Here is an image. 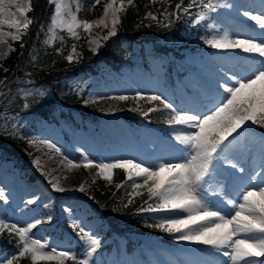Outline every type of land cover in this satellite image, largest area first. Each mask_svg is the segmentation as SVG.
<instances>
[{"label": "rangeland", "instance_id": "1", "mask_svg": "<svg viewBox=\"0 0 264 264\" xmlns=\"http://www.w3.org/2000/svg\"><path fill=\"white\" fill-rule=\"evenodd\" d=\"M31 1L16 0V3L28 4L30 2L31 6ZM50 1L54 4L55 12L54 0ZM241 1L217 0L218 7L215 11L207 12L205 20L199 22H197L199 15L205 10L203 6L196 8L198 15L192 29L186 34L184 43L174 42L171 36L162 39L163 43L168 44L180 54L179 57L171 52L166 60H154L151 62V70L144 71L125 67L122 71L116 72L110 67L103 66L97 74H89L85 79L82 77L76 80L82 87L88 85L83 105L99 119L95 129L85 130L81 127H71L70 123L60 116L61 110L58 105L54 106L56 118H39L35 124L26 122L20 116L14 117V120L12 117L1 121L0 132H5L10 128L27 140L31 154L29 164L40 176L34 182H29L23 178L19 167L13 161L0 159V191L4 193V197H0V221L25 227L39 219L42 222L30 233L32 239H40L42 243L55 248L58 252L71 249L74 254L75 251H79L83 256L84 238L77 247L76 239L70 235L68 229L64 230L62 236L49 232L55 227L58 233V229L64 225L78 231L72 225L74 222L81 224L100 240L99 247L107 244L113 247L107 264H222L224 256L211 246L193 242L183 244L182 240L177 238L179 236L177 233H165L155 227H152L156 231L155 234H143L136 229L127 231L124 235H127L130 240L117 238V234L105 237L107 229L105 219L99 212L90 213L88 208L94 189L101 186L109 187L112 184L115 170L112 172V179L105 180L97 175L96 168L85 169L82 166L73 168L68 165L60 153H56L54 149H49L39 142L48 141L56 145L64 155L75 162H81L82 156L85 155L97 163H108L118 159H135L151 165L181 161L186 153H182V146H178L172 139L173 128L166 123L169 117L168 110L163 109V106L155 101L137 103L131 99L119 101L106 99V97L120 95L132 97L137 93H142L146 97L162 96L177 109L200 112L197 109L198 105L206 110L211 108L222 94L219 85L225 82L233 84L234 82L230 79L232 75H246L251 67V58L248 57L253 55L245 53L248 56L247 59L237 60L235 65L220 69L223 72L222 77L215 78L213 81L207 76L210 71L218 69L220 64L217 61L213 62L214 65L208 63L210 62L208 53L212 47L206 48L207 44L204 42L206 39L222 35L228 27L237 29L236 33L229 34L234 39H247L254 35L249 34L255 31L253 26H257L254 21L244 16L243 13L232 12L224 6L235 7ZM110 2L111 0H99L96 4L94 0H64L79 20H87L90 23L104 18V8ZM122 2L124 8L117 13L116 32L121 15L135 5V0L130 5L128 0H122ZM120 3L121 0H116V7H119ZM244 10L254 15L264 12L256 8ZM12 11L17 18L23 19L15 8H12ZM27 19H30L28 13ZM232 19L240 25H236ZM28 29L21 28L17 32L16 29L6 25L0 29V31H5L3 33H5L4 40H6V42H0V99L9 90L4 84L2 62L13 49V41H15L11 35L7 34H19L21 38ZM110 29L109 25L105 28L102 24L91 28L90 34L83 28L77 29L75 42L68 53V56L73 57L71 61L79 60L82 49L85 47L92 52H98L105 40L115 37L116 34L109 36ZM219 29H223V32ZM54 36L55 29L51 30L50 39ZM105 37L108 38L104 39ZM90 41H99V46L97 47L95 42ZM73 47H75V52ZM165 68L170 69L169 74L165 72ZM26 80L27 82L18 81L17 91L20 95L37 94L45 100L50 99V88L38 81H30L28 78ZM206 94L209 99L211 98V102L206 100ZM94 99L97 102L91 103L90 101ZM185 102L190 106L187 107ZM206 103L208 105H205ZM136 107L144 111L150 107H158L161 111L152 112L145 118L140 111L131 110ZM156 115L161 118L160 123L155 122ZM229 139L233 142V148L229 151L228 158L238 167H243L245 171L240 173L228 164L219 166L217 175L203 193L212 210L224 212L231 211L228 200H235L242 188H250L244 178L248 176L251 166L259 159L260 164L257 165L259 168L264 167V128L249 123ZM33 140L38 143H30ZM37 159L40 161L39 166L35 163ZM258 166L254 171L258 169ZM253 174L256 175V173ZM57 182L64 191H57L52 187V184ZM81 185L85 188L83 192L79 190ZM138 191L141 194L136 196L145 201V206L151 204L155 207V200L149 199L146 188ZM253 199L258 201L260 198L257 196ZM29 201L34 202L29 203ZM167 215L170 214L151 212L153 225ZM4 232L10 233L5 229L0 233V239ZM165 237H169L172 241L163 242ZM13 257L16 255H0V264H7V261L13 260ZM256 259L257 261L264 260V257ZM41 262L42 264L57 263L56 261ZM13 264H19L17 257L13 260Z\"/></svg>", "mask_w": 264, "mask_h": 264}, {"label": "snow or ice", "instance_id": "2", "mask_svg": "<svg viewBox=\"0 0 264 264\" xmlns=\"http://www.w3.org/2000/svg\"><path fill=\"white\" fill-rule=\"evenodd\" d=\"M155 2L156 0H153V3ZM54 3L55 12L50 30L60 27L74 37L79 28H83L85 32L101 24L107 28L106 20L110 14L112 27L109 36H114L118 22L117 13L124 8L122 0L119 7H116V0H111L104 8V18L90 23L87 20H79L64 0H54ZM94 3L98 4L99 0H94ZM132 3L133 0H128L129 5ZM224 6L231 7V5ZM176 7L180 9V5ZM12 8H15L23 19L17 18ZM203 8L205 11L201 12L197 22L205 20L206 13L215 11L216 6L209 2L205 3ZM30 10V2L20 4L16 3V0H0V29L6 25L16 29L17 32L21 28L27 30L33 23L31 19H27ZM164 15L170 16L166 11ZM243 15L264 31V13L254 15L245 11ZM148 16L153 20L157 19L151 12ZM7 35H11L14 40L20 39L19 34ZM4 36L5 33L0 31V42H6ZM90 42H95L97 47L99 46V41ZM204 42L214 49L239 50L254 57L250 60L251 67L246 75L234 74L230 77L233 84L225 82L219 85L222 89L220 99L205 112L177 109L159 95L146 97L142 93H137L132 97L126 95L106 97L119 101L131 99L137 103L155 101L162 105L163 109L168 110L169 117L166 123L173 128L172 139L178 146H182V153H186L181 161L151 165L135 159H118L108 163H97L85 155L82 156L81 162H75L64 155L56 145L48 141L39 143L60 153L73 168L81 166L85 169L96 168L97 175L108 181L112 179L113 170H124L127 180L132 181L133 195H140L138 190L146 188L149 199L155 200V207L149 204L146 208H142V211L170 214L149 227L170 234L180 233L177 237L179 240L211 246L227 257L230 264H264V260L256 259L264 257V181L260 185L253 184L250 188L239 191L235 200H228L227 203L231 205L230 212L212 210L203 194L217 175L219 166L228 164L240 173L245 171L243 167H238L228 158V153L233 148V142L229 138L249 123L264 128V38L234 39L228 32H224ZM73 51L75 52V47ZM72 59L71 55L68 56L69 61ZM90 102L96 103L97 100ZM131 110L140 111L145 118L152 112L161 111L158 107H150L146 111L139 107ZM30 143L38 142L33 140ZM35 163L39 166V159ZM52 187L57 191H64L59 187L58 182L53 183ZM79 190L85 191L83 185ZM257 196L260 198L258 201L253 199ZM0 197H4L2 191ZM33 202L29 201V203ZM131 202L129 199L128 203ZM41 222L38 219L35 223L21 227L16 223L7 224L0 221V233L5 229L15 233L21 245L18 249L19 256H30L33 264H39L40 261H56L57 264H64L66 259L72 260L74 264H90L91 257L100 246V240L90 230L75 222L72 225L74 229H78L85 242L83 258H79L71 249L58 252L55 248L42 243L40 239H32L30 237L32 229ZM14 259L16 257H13ZM13 260H8L7 264H13Z\"/></svg>", "mask_w": 264, "mask_h": 264}, {"label": "trees", "instance_id": "3", "mask_svg": "<svg viewBox=\"0 0 264 264\" xmlns=\"http://www.w3.org/2000/svg\"><path fill=\"white\" fill-rule=\"evenodd\" d=\"M209 2L216 5L217 0H156L155 3L153 0H135V5L121 15L115 37L105 40L98 52L85 47L79 60L69 61L68 53L75 37L57 27L55 36L50 39L54 4L50 0H32L28 15L33 23L19 40L13 41V49L2 62L4 84L9 90L0 99V122L12 117L14 120L17 116L30 124H35L39 118H56L54 106L58 105L60 116L71 127L95 129L99 119L83 105L88 85L82 87L76 80L97 74L103 66L117 72L125 67L143 71L150 68L151 61L165 60L171 52L180 56L162 39L171 36L174 42L184 43L185 35L193 26L196 7ZM177 5H180L179 10ZM165 11L170 16L166 17ZM149 12L157 19L149 17ZM27 78L50 88V99L45 100L37 94L20 95L17 91L18 81L27 82ZM156 120H160L157 115ZM30 157L26 139L10 128L0 132V159L13 161L23 178L34 182L40 174L30 166ZM132 193L131 182L122 169H115L109 187L94 189L88 211L99 212L104 217L107 223L105 235H122L131 229L141 233H156L149 227L154 222L151 213L141 210L145 208L144 200ZM129 199L132 201L130 204ZM58 230L57 234L62 232L61 227ZM49 232H56L55 227ZM71 234L80 241L79 234L73 230ZM20 246L15 233L4 232L0 239V254H15L19 264H33L30 256H19ZM99 258L92 256L90 264H106L105 257ZM64 264L74 262L67 259Z\"/></svg>", "mask_w": 264, "mask_h": 264}, {"label": "bare ground", "instance_id": "4", "mask_svg": "<svg viewBox=\"0 0 264 264\" xmlns=\"http://www.w3.org/2000/svg\"><path fill=\"white\" fill-rule=\"evenodd\" d=\"M262 9L264 10V0H242L240 4H238L237 6L235 7H227L230 11L232 12H236V13H244L245 10L244 9ZM264 13V12H262ZM231 19V18H230ZM232 21L236 24V25H240L238 22H236L235 20L232 19ZM107 24L112 27V17H111V14L109 15L108 19H107ZM222 31L223 32V29H219V31ZM237 29L236 27L234 28H230L228 27L225 32H228L229 34H232V33H236ZM5 32V31H3ZM250 35H253V37L257 38V39H261V38H264V33L262 34H259L257 33V31H251L249 32ZM210 46L207 44L206 45V48H209ZM208 56L210 58V62H208L210 65H214L213 62L214 61H217L219 64H220V67L216 70H213V71H210L208 73V78L210 80H213L215 78H219V77H222L223 76V72L220 70V69H225L227 68V66L229 65L232 66V65H235L237 60H243V59H247L246 57H248L244 52L242 51H239V50H230V49H214L212 48L209 53H208ZM248 58H251V60L254 58L253 56H249ZM206 73V71H204ZM206 100H208V102H211V98L209 99V96L206 94L205 96ZM207 102V103H208ZM187 104V107H189L190 105H188L187 102H185ZM205 104V105H208V104ZM185 104V105H186ZM197 109H199V111L202 113V112H205L206 109L203 108V107H197ZM260 160L258 159L252 166H251V170L249 171V174L247 177H245V181L248 183V185L251 187L253 184L255 185H260L262 183V181H264V167L262 168H259V163ZM258 164V165H257ZM258 166V169L256 171H254ZM236 171V170H235ZM253 173H260L261 175H255ZM239 178V177H238ZM247 183L245 184V187L247 185ZM245 188H242L241 190H243ZM240 190V191H241ZM258 190V189H257ZM178 235H180V233H177ZM188 242L190 241H184L182 240V243L183 244H187ZM225 259L223 261H221L222 264H230V261L228 260L227 257H224ZM229 261V262H228Z\"/></svg>", "mask_w": 264, "mask_h": 264}]
</instances>
